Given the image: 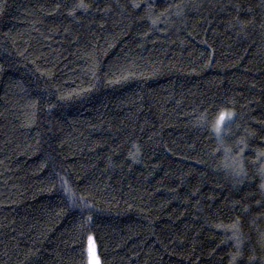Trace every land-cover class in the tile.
Instances as JSON below:
<instances>
[{"label": "trees", "instance_id": "16d2710c", "mask_svg": "<svg viewBox=\"0 0 264 264\" xmlns=\"http://www.w3.org/2000/svg\"><path fill=\"white\" fill-rule=\"evenodd\" d=\"M262 153L264 0H0V264H264Z\"/></svg>", "mask_w": 264, "mask_h": 264}, {"label": "snow or ice", "instance_id": "6c2138e0", "mask_svg": "<svg viewBox=\"0 0 264 264\" xmlns=\"http://www.w3.org/2000/svg\"><path fill=\"white\" fill-rule=\"evenodd\" d=\"M80 7H84V5L81 4ZM135 7H140V6L139 5H135ZM226 116H227L228 120L231 119L230 115H227L225 113H221V115H220V117H219V119H218V121L216 123L215 129H214V131L216 133H220L221 132V126L225 124ZM227 151H229V150L225 149V152H227ZM262 155H264V153H262ZM262 171H264V170H262ZM262 187H264V185H262ZM91 264H100L99 259L97 257H95L94 254H93V258H92Z\"/></svg>", "mask_w": 264, "mask_h": 264}, {"label": "rangeland", "instance_id": "374dc122", "mask_svg": "<svg viewBox=\"0 0 264 264\" xmlns=\"http://www.w3.org/2000/svg\"><path fill=\"white\" fill-rule=\"evenodd\" d=\"M87 253H88L89 264H91L93 254L95 255V257H97L99 259L98 254H97V249H96V243H95L93 236H90V238H89L88 245H87ZM99 261H100V259H99ZM100 264H101V262H100Z\"/></svg>", "mask_w": 264, "mask_h": 264}]
</instances>
